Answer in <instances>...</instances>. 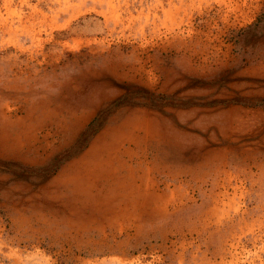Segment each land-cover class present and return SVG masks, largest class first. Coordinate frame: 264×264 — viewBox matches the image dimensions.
<instances>
[{
	"label": "rangeland",
	"instance_id": "obj_1",
	"mask_svg": "<svg viewBox=\"0 0 264 264\" xmlns=\"http://www.w3.org/2000/svg\"><path fill=\"white\" fill-rule=\"evenodd\" d=\"M0 264H264V0H0Z\"/></svg>",
	"mask_w": 264,
	"mask_h": 264
}]
</instances>
